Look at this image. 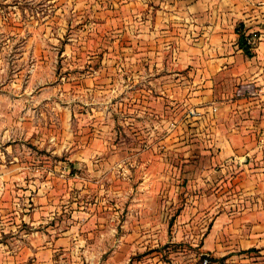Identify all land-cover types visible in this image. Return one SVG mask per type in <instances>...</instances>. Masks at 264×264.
I'll return each instance as SVG.
<instances>
[{
  "label": "rangeland",
  "instance_id": "rangeland-1",
  "mask_svg": "<svg viewBox=\"0 0 264 264\" xmlns=\"http://www.w3.org/2000/svg\"><path fill=\"white\" fill-rule=\"evenodd\" d=\"M124 4L0 0V264L209 258L175 226L192 208V88Z\"/></svg>",
  "mask_w": 264,
  "mask_h": 264
},
{
  "label": "crops",
  "instance_id": "crops-1",
  "mask_svg": "<svg viewBox=\"0 0 264 264\" xmlns=\"http://www.w3.org/2000/svg\"><path fill=\"white\" fill-rule=\"evenodd\" d=\"M123 1L146 10L140 22L162 43L153 53L192 88L196 171L177 237L201 235L210 264H264V0ZM241 35L254 41L251 54Z\"/></svg>",
  "mask_w": 264,
  "mask_h": 264
},
{
  "label": "built area",
  "instance_id": "built-area-1",
  "mask_svg": "<svg viewBox=\"0 0 264 264\" xmlns=\"http://www.w3.org/2000/svg\"><path fill=\"white\" fill-rule=\"evenodd\" d=\"M248 42L249 43H254V41H252V39H249ZM247 90H249L251 93H255L256 92L255 91V87L253 85H248L247 86ZM191 113H192V115H195L196 114L195 111H192ZM210 263H211V261H210L209 258H205L204 259V264H210Z\"/></svg>",
  "mask_w": 264,
  "mask_h": 264
},
{
  "label": "trees",
  "instance_id": "trees-1",
  "mask_svg": "<svg viewBox=\"0 0 264 264\" xmlns=\"http://www.w3.org/2000/svg\"><path fill=\"white\" fill-rule=\"evenodd\" d=\"M240 46L243 47V48H245V50H246V52H247L248 54H251V53H250V50H249L250 45L248 44V42H247V40H246V37H245L244 35H241V36H240Z\"/></svg>",
  "mask_w": 264,
  "mask_h": 264
}]
</instances>
